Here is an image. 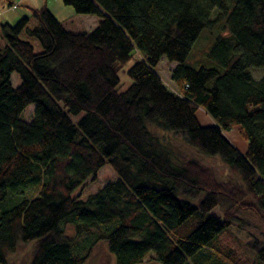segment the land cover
<instances>
[{
  "label": "trees",
  "instance_id": "1",
  "mask_svg": "<svg viewBox=\"0 0 264 264\" xmlns=\"http://www.w3.org/2000/svg\"><path fill=\"white\" fill-rule=\"evenodd\" d=\"M64 2L99 16L97 27L70 30L47 5L0 23V204L37 190L0 214V264L33 242L31 264H86L101 241L117 264L152 251L163 264H264V238L245 224H264V74L253 72L264 71V0ZM206 29L212 46L197 68L187 61ZM163 57L176 63L177 88L158 70ZM201 107L214 125L200 122ZM236 126L246 153L225 134ZM107 164L116 180L75 195Z\"/></svg>",
  "mask_w": 264,
  "mask_h": 264
},
{
  "label": "rangeland",
  "instance_id": "2",
  "mask_svg": "<svg viewBox=\"0 0 264 264\" xmlns=\"http://www.w3.org/2000/svg\"><path fill=\"white\" fill-rule=\"evenodd\" d=\"M45 5H48L52 10L53 13L56 14L57 18L61 20L64 24H66L67 28H70L73 31H91L95 29L100 21V17L97 15L92 14H80L78 13L74 6L65 4L64 0H27L22 3H15L11 4L9 0H0V23H10L16 24L21 18L24 16L31 17L32 16V8H42ZM36 20L32 18L31 26H35ZM22 37L26 40L31 41L37 52L43 50V46L38 38L30 36L28 33L24 32ZM212 39L213 35L211 31H207V29L202 33L199 40L196 42L193 51L188 59V64L199 68L202 66L201 64L205 63L206 61V53L205 51H209L210 47L212 46ZM0 43H4V40L0 36ZM200 63H197V61ZM136 59H132L125 68L121 71V91L127 90L132 84L133 79L128 75L127 71L129 68L133 66ZM176 67L175 62H171L168 60L167 57H163L161 60L158 70L162 75L164 81L169 85L171 88H177L176 84L172 80V73ZM254 75L257 79H260L264 74L263 70H254ZM12 82L15 86H18L21 83V78L19 73H14L12 76ZM35 111V104L30 105L27 110L24 112L23 117L26 120H31L33 118V114ZM197 116L200 122L203 125H214L216 123L215 119L208 114V112L203 108H199L197 111ZM78 119V117H75ZM239 127H233L232 129L226 130L225 134L230 139V141L243 153H246L248 150V143L246 139L241 135L239 131ZM172 141L175 142L176 145L182 149V151L189 155H195V152L192 149L187 148L183 143L182 140L175 138L174 136L170 135L167 136ZM206 162L213 166L218 175L227 174L228 168L223 164V162L218 158H207ZM117 175L111 165H105L98 174V178L96 180H89L85 187L79 189L75 195H82L83 199H87L89 195L97 193L105 184L110 181L116 180ZM37 193V190L32 188L24 191V194H14L12 198L9 196L3 203L0 204V214L2 211L7 210L18 204L22 201L24 196H28L25 198H29L34 196ZM21 196V197H20ZM11 198V200H10ZM21 199V200H20ZM20 200V201H19ZM19 201V202H16ZM15 202V203H14ZM14 203V204H13ZM247 222L245 224L251 223V232L259 235V237L264 238V224L258 222L252 218L246 216L245 219ZM254 224L260 225L261 227L254 226ZM250 225V224H249ZM249 228V227H247ZM66 233L69 236H76V230L73 224H67ZM231 236L237 240L239 238L247 239V233H233ZM83 237H80V240H76V243L82 242ZM23 249L12 253L9 256V264H31L33 249H34V242L23 244ZM205 253L209 256L208 259L211 261L214 259V256L209 251L205 250ZM86 264H117L116 255L111 252L107 242L101 241L93 250L90 258L88 259ZM142 264H163L161 261L156 259V254L154 251L150 252L149 255L145 258Z\"/></svg>",
  "mask_w": 264,
  "mask_h": 264
},
{
  "label": "crops",
  "instance_id": "3",
  "mask_svg": "<svg viewBox=\"0 0 264 264\" xmlns=\"http://www.w3.org/2000/svg\"><path fill=\"white\" fill-rule=\"evenodd\" d=\"M11 1H13V3L15 4V3H22V2H24V1H27V0H11ZM13 5V4H12ZM48 6V5H47ZM49 7V6H48ZM50 8V7H49ZM50 10L53 12V10L50 8ZM55 14V13H54ZM56 15V14H55ZM66 25V24H65ZM67 27V26H66ZM68 29H70V28H68ZM71 30V29H70Z\"/></svg>",
  "mask_w": 264,
  "mask_h": 264
}]
</instances>
